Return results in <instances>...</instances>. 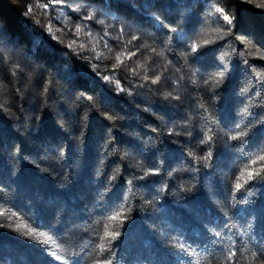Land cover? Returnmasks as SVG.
<instances>
[{"label":"trees","instance_id":"obj_1","mask_svg":"<svg viewBox=\"0 0 264 264\" xmlns=\"http://www.w3.org/2000/svg\"><path fill=\"white\" fill-rule=\"evenodd\" d=\"M262 155L264 0H0V264H258Z\"/></svg>","mask_w":264,"mask_h":264},{"label":"snow or ice","instance_id":"obj_2","mask_svg":"<svg viewBox=\"0 0 264 264\" xmlns=\"http://www.w3.org/2000/svg\"><path fill=\"white\" fill-rule=\"evenodd\" d=\"M216 11L222 15L223 20L226 21L229 25H231V24L233 23V17H230L228 14H226V13L224 12V9H223V8H217ZM77 31H79V29H77ZM192 51H193V52H196V51H197V47H196V46H193V47H192ZM117 60L120 61V57H119V56L117 57ZM153 82L155 83V81H153ZM234 138H235V137H234ZM210 156H211V153H209L207 156H205L204 159L207 160V159L210 158ZM258 159H259V160H264V155L260 156ZM252 163H253V164H256L257 161H256V160H253ZM257 175H259V173H257ZM241 176H243V173H241ZM253 178H254V177H253V172H252V171H249V172H248V180L251 181V180H253ZM241 186H242V185H241L239 182H237V183L235 184L236 189H240ZM113 219H116V217H113ZM117 235H118L117 232H106V233H105V237H106V238H107V237H111L112 239H115V237H116ZM234 255H235L234 253H231V254H230V259H231V256H234ZM258 264H264V259L259 260V261H258Z\"/></svg>","mask_w":264,"mask_h":264}]
</instances>
